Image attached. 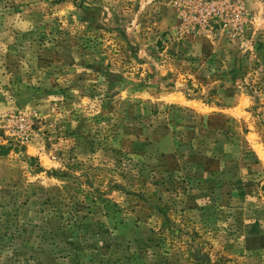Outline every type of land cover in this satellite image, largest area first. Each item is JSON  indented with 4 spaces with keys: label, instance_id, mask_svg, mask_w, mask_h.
<instances>
[{
    "label": "rangeland",
    "instance_id": "obj_1",
    "mask_svg": "<svg viewBox=\"0 0 264 264\" xmlns=\"http://www.w3.org/2000/svg\"><path fill=\"white\" fill-rule=\"evenodd\" d=\"M0 264H264V0H0Z\"/></svg>",
    "mask_w": 264,
    "mask_h": 264
},
{
    "label": "built area",
    "instance_id": "obj_2",
    "mask_svg": "<svg viewBox=\"0 0 264 264\" xmlns=\"http://www.w3.org/2000/svg\"><path fill=\"white\" fill-rule=\"evenodd\" d=\"M211 9H212V5L209 6V7H205V8L202 10L200 16L204 18V15L207 16L208 14H210Z\"/></svg>",
    "mask_w": 264,
    "mask_h": 264
}]
</instances>
